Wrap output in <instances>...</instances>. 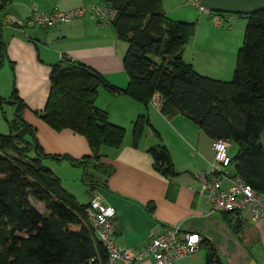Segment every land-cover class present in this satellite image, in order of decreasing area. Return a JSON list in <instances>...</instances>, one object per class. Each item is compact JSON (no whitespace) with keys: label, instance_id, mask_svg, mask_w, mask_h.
I'll list each match as a JSON object with an SVG mask.
<instances>
[{"label":"trees","instance_id":"trees-1","mask_svg":"<svg viewBox=\"0 0 264 264\" xmlns=\"http://www.w3.org/2000/svg\"><path fill=\"white\" fill-rule=\"evenodd\" d=\"M97 1L113 7L115 13L107 23L127 43L122 60L127 84L119 87L93 67L63 56L49 64L48 96L43 109L34 110L52 129L69 128L84 136L89 154L74 158L43 150L35 128L23 117L25 103L17 93L10 62L13 86L9 97L19 106L13 118H6L8 132H0V264H86L91 257L96 264L106 263L107 252L89 222V203L79 202L41 161L66 159L82 167L83 184L106 186L105 177L113 167L101 162L100 147H119L126 130L97 106L99 87L144 105L145 110L132 121L134 146L145 126L151 125L146 108L158 92L163 114L181 113L211 139L235 141L238 150L231 155L234 173L264 192V8L235 13L245 17L246 24L233 76L225 80L202 74L184 60L183 48L193 36L196 22L170 17L162 0ZM9 3L0 0V32L9 23ZM5 57L6 44L0 36V66ZM3 99L0 96V103ZM148 151L154 168L165 175L175 174L165 145L151 146ZM34 201L41 202L46 213ZM153 208L152 203L147 205L149 213Z\"/></svg>","mask_w":264,"mask_h":264},{"label":"crops","instance_id":"crops-1","mask_svg":"<svg viewBox=\"0 0 264 264\" xmlns=\"http://www.w3.org/2000/svg\"><path fill=\"white\" fill-rule=\"evenodd\" d=\"M94 1L10 0V3L15 4L6 7L9 23L4 26V63L14 64L17 93L25 103L23 112L26 113L23 117L35 128L37 140L46 153L79 158L91 152L87 140L81 134L69 128L54 130L36 117L34 110L43 109L49 92V64L63 56L76 59L99 71L109 82L124 87L128 76L122 60L127 43L116 37L110 23H99L90 12L70 22L53 27L38 26L39 29L25 21L32 12L33 4L38 11L45 12L54 8L69 10L87 6ZM183 5V0H162V6L169 16L189 19ZM206 17V21L199 19L192 40L187 43L191 49L187 58L183 52L184 59L196 69L194 54L201 50L196 42L201 23H213ZM228 18L229 21L233 19L232 16H223V20ZM221 24L224 23H213L215 27ZM25 28H30V32ZM0 36L4 39L3 29ZM208 53L200 54L204 58ZM220 55L225 57L224 54ZM156 97L155 92L146 108L151 125L145 126L134 146L132 121L145 110L144 105L128 95L100 88L96 97L97 106L105 109L110 120L124 126L126 130L119 147H100L101 162L111 165L113 171L105 177V187L86 185L82 191L81 187L80 190L74 188L72 191L63 185L58 176L62 185L74 193L78 200L81 199V203H89L91 198L99 196L115 209L113 239L119 245H144L152 234L159 232L165 225L178 224L184 231L199 233L200 247L177 259L174 264H207L205 246L209 243L214 245L221 264H264V222L252 220L248 211L234 216L212 210L211 205L196 190L198 183L193 172L208 168L213 158L212 139L187 116L181 113L163 114L160 106L153 101ZM29 117L34 119L33 123ZM159 144L165 145L169 152L175 171L173 175H165L153 166L154 159L148 149ZM61 161L57 162L62 164ZM223 184L227 185L228 181L225 180ZM149 203L154 205L151 213L147 211ZM135 264H152V260L149 258Z\"/></svg>","mask_w":264,"mask_h":264},{"label":"built area","instance_id":"built-area-1","mask_svg":"<svg viewBox=\"0 0 264 264\" xmlns=\"http://www.w3.org/2000/svg\"><path fill=\"white\" fill-rule=\"evenodd\" d=\"M186 2L196 6L198 11L206 14L215 25L222 23V11L211 9L201 0ZM86 11H90L99 23H107L115 13L110 4L97 0L87 6L69 10L54 8L45 12L38 11L33 4L26 24L53 27L70 22L84 15ZM156 95L153 101L160 106V95L158 92ZM229 147L228 139L211 140L213 158L208 168L193 172V177L198 183L196 190L211 205L212 210L228 212L234 216L248 211L252 220L264 222V192L256 190L240 175L231 171ZM225 180L228 181L227 185L223 184ZM87 211L90 225L107 252L105 264H135L149 258L152 264H174L177 259L195 252L200 247L199 233L184 231L178 224L165 225L159 232L152 234L144 245H119L113 239L115 209L95 196L91 198ZM86 264H96L95 258H89Z\"/></svg>","mask_w":264,"mask_h":264},{"label":"rangeland","instance_id":"rangeland-1","mask_svg":"<svg viewBox=\"0 0 264 264\" xmlns=\"http://www.w3.org/2000/svg\"><path fill=\"white\" fill-rule=\"evenodd\" d=\"M171 1V0H170ZM183 9L185 10L186 18L183 17H172L177 15H170V17L174 19H182V20H189V21H195L196 27L198 25V22L200 20L206 21L207 17L206 14L198 11V8L192 4L187 3L185 0H183ZM14 2L9 3V6L14 5ZM32 4V3H31ZM8 6V7H9ZM90 11H86V14H89ZM222 16L230 17L232 16V21L223 20L221 24L222 26L215 27V25L209 24L208 22H202L201 28L199 29L198 36L196 38L197 47H199L201 50H199L200 53L204 52H210L208 55L203 56L196 52L194 54L195 56V62L197 64L196 69L193 65V67L200 73L220 78V79H231L233 76V71L235 67V60H236V54L237 50L240 47L243 35H244V28L246 24V18L236 15L235 13H229L223 11ZM200 19V20H199ZM227 19V18H226ZM204 23V24H203ZM105 24V23H104ZM204 25V26H203ZM230 26V27H229ZM36 29H39L38 26H34ZM5 28L3 27V34L5 41ZM26 31L29 33L30 28H25ZM196 29V28H195ZM221 31V34L219 32ZM218 33L217 34H215ZM195 33V32H194ZM192 38L189 39L191 41ZM188 41V42H189ZM187 42V43H188ZM126 43V42H125ZM204 50V51H203ZM185 51V57H188V52L191 51L190 44H185L183 48V52ZM211 52H214L215 55H213ZM220 54H224L225 57H223ZM235 56V59L233 57ZM184 58V57H183ZM194 60V59H193ZM13 75L10 68L9 62H5L2 66H0V96L4 98L3 102L0 103V132L1 133H7L9 128L8 124L6 122V118L10 120L14 117L15 111L17 109V104H11L8 102L10 99L9 95L11 94L12 86H13ZM103 88V87H99ZM104 89V88H103ZM26 111H22V114H24ZM37 117V116H36ZM29 120L33 123L34 119L29 117ZM130 136V134L128 135ZM262 140L264 142V135H262ZM238 150V145L235 141H230V147L228 149L229 155H234L235 152ZM42 163L48 167H50L53 172L60 176L63 185L69 188V190L74 191L78 190L79 187H81V191L86 185L83 184V182L80 180L81 173H82V167L81 166H75L72 165L68 160L63 159L61 163H58L54 158H42ZM62 165V166H61ZM231 168V167H230ZM80 190V189H79ZM78 192V191H75ZM99 197V196H98ZM79 198L80 195H79ZM100 198V197H99ZM81 202H83L81 199H79ZM34 205L41 211L45 212L46 210L41 202L34 201Z\"/></svg>","mask_w":264,"mask_h":264},{"label":"water","instance_id":"water-1","mask_svg":"<svg viewBox=\"0 0 264 264\" xmlns=\"http://www.w3.org/2000/svg\"><path fill=\"white\" fill-rule=\"evenodd\" d=\"M208 5L211 9L216 11L234 12V13H251L260 8H264V0H201ZM9 103L14 100L9 99ZM18 105V104H17ZM19 106V105H18ZM207 253L205 255V262L207 264H221L214 245L209 243L205 246Z\"/></svg>","mask_w":264,"mask_h":264}]
</instances>
